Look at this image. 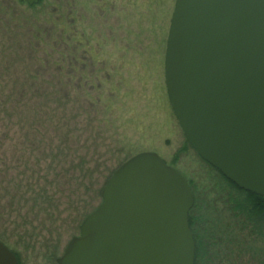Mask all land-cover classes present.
I'll use <instances>...</instances> for the list:
<instances>
[{"label": "rangeland", "instance_id": "374dc122", "mask_svg": "<svg viewBox=\"0 0 264 264\" xmlns=\"http://www.w3.org/2000/svg\"><path fill=\"white\" fill-rule=\"evenodd\" d=\"M175 0H0V240L58 264L142 152L189 182L195 264H264V213L186 141L165 83Z\"/></svg>", "mask_w": 264, "mask_h": 264}, {"label": "water", "instance_id": "95a60500", "mask_svg": "<svg viewBox=\"0 0 264 264\" xmlns=\"http://www.w3.org/2000/svg\"><path fill=\"white\" fill-rule=\"evenodd\" d=\"M164 68L186 141L264 197V0H175ZM101 196L58 264H195L192 189L158 154L131 157ZM0 264H18L1 240Z\"/></svg>", "mask_w": 264, "mask_h": 264}, {"label": "trees", "instance_id": "16d2710c", "mask_svg": "<svg viewBox=\"0 0 264 264\" xmlns=\"http://www.w3.org/2000/svg\"><path fill=\"white\" fill-rule=\"evenodd\" d=\"M242 191L248 196L247 205L244 207V210H246L247 213L252 214L256 217L261 216V214L264 213V197L254 194L252 192H247L245 190Z\"/></svg>", "mask_w": 264, "mask_h": 264}, {"label": "flooded vegetation", "instance_id": "af4514ba", "mask_svg": "<svg viewBox=\"0 0 264 264\" xmlns=\"http://www.w3.org/2000/svg\"><path fill=\"white\" fill-rule=\"evenodd\" d=\"M206 162V161H205ZM207 163V162H206ZM210 165V164H209ZM211 166V165H210ZM213 167V166H212ZM214 168V167H213ZM218 171V170H217ZM188 181V180H187ZM229 181V180H228ZM230 182V181H229ZM189 183V182H188ZM233 184V183H232ZM190 185V184H189ZM234 185V184H233ZM191 187V186H190ZM196 250L197 249H195V259H196Z\"/></svg>", "mask_w": 264, "mask_h": 264}]
</instances>
